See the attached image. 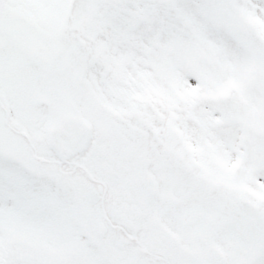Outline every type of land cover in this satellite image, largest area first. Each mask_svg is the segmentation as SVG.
Returning <instances> with one entry per match:
<instances>
[{"label":"snow or ice","instance_id":"snow-or-ice-1","mask_svg":"<svg viewBox=\"0 0 264 264\" xmlns=\"http://www.w3.org/2000/svg\"><path fill=\"white\" fill-rule=\"evenodd\" d=\"M0 264H264V0H0Z\"/></svg>","mask_w":264,"mask_h":264}]
</instances>
